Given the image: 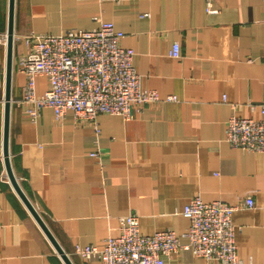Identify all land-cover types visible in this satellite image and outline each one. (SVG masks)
Instances as JSON below:
<instances>
[{
    "label": "crops",
    "instance_id": "1",
    "mask_svg": "<svg viewBox=\"0 0 264 264\" xmlns=\"http://www.w3.org/2000/svg\"><path fill=\"white\" fill-rule=\"evenodd\" d=\"M14 0L8 151L13 176L71 264H98L77 247L118 237L122 218L139 216L152 235L189 225L190 199L237 206V255L264 264V152L231 148L232 116L258 119L264 104V0ZM9 0H0V264H66L14 189L2 148ZM112 22L133 51L141 87L162 101L133 106L123 118L107 113L57 121L42 108L36 121L20 102L26 77L19 58L30 34L61 35ZM179 56H171L173 44ZM50 84L36 78V94ZM174 96L175 101H165ZM246 198L252 208H242ZM165 264H223L179 249Z\"/></svg>",
    "mask_w": 264,
    "mask_h": 264
},
{
    "label": "built area",
    "instance_id": "2",
    "mask_svg": "<svg viewBox=\"0 0 264 264\" xmlns=\"http://www.w3.org/2000/svg\"><path fill=\"white\" fill-rule=\"evenodd\" d=\"M204 1L207 12L213 13L212 0ZM123 36L108 21H101L93 29H69L61 35L27 36V51L18 60L26 77L20 100L26 114L36 121L41 109L48 107L57 121L71 111L76 121L92 122L101 113L128 118L133 106L162 101L157 92L141 87L140 76L133 68V51L119 45ZM170 53L179 56L177 43ZM38 76L50 84L41 95L35 89ZM175 100L174 96L165 99ZM259 109L258 119L232 116L227 120L225 140L231 148L264 152V104ZM253 206L251 198L241 205ZM236 209L221 201L204 202L199 196L190 199L182 211L189 220L182 234L185 244L172 230L141 234L139 216L131 212L122 218L118 237L108 236L100 246L77 247L75 253L84 259L94 257L98 264H165V257L179 249H189L207 261L243 264L237 255L231 221Z\"/></svg>",
    "mask_w": 264,
    "mask_h": 264
},
{
    "label": "water",
    "instance_id": "3",
    "mask_svg": "<svg viewBox=\"0 0 264 264\" xmlns=\"http://www.w3.org/2000/svg\"><path fill=\"white\" fill-rule=\"evenodd\" d=\"M13 8H14V0H9V18H8V31H7V71H6V94H5V118H4V133H3V148H2V156L5 164V168L7 171V175L16 190L17 194L20 196L21 200L27 206L43 232L46 234L50 242L53 244L55 249L60 253L63 260L66 264H71L68 258L65 256L56 240L53 238L48 228L42 221L41 217L38 215L36 210L27 200L21 189L19 188L13 173L11 171L10 162H9V151H8V117H9V86H10V75H11V52H12V40H13Z\"/></svg>",
    "mask_w": 264,
    "mask_h": 264
}]
</instances>
